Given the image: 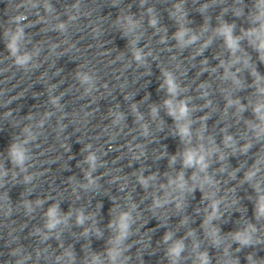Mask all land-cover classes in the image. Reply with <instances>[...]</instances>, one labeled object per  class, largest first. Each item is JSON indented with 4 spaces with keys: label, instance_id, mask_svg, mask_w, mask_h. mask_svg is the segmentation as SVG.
Listing matches in <instances>:
<instances>
[{
    "label": "clouds",
    "instance_id": "1",
    "mask_svg": "<svg viewBox=\"0 0 264 264\" xmlns=\"http://www.w3.org/2000/svg\"><path fill=\"white\" fill-rule=\"evenodd\" d=\"M10 47L12 48L13 52H15V43H14V42L10 45ZM139 58H140V57H139V55L137 54V59H139ZM25 59H27V58H25ZM19 62H20V63H23L24 61L21 60V61H19ZM169 83L171 84V81H169ZM185 111H186V109H185ZM12 156H13V162H14V163H17V164H22V163H23L24 156H23V153H22V151H21L20 149L14 147V148H13V151H12ZM94 159H95V157H93V156H90V157H89V160H90V161H94ZM51 214H52V213H50V215H51ZM56 222H57V221L53 220L52 223L49 225V227H54ZM81 222H82V220H81Z\"/></svg>",
    "mask_w": 264,
    "mask_h": 264
}]
</instances>
